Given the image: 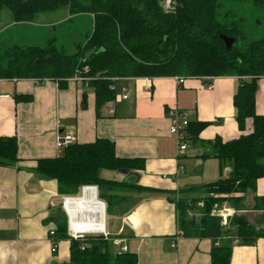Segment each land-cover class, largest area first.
I'll return each instance as SVG.
<instances>
[{
    "label": "crops",
    "instance_id": "1",
    "mask_svg": "<svg viewBox=\"0 0 264 264\" xmlns=\"http://www.w3.org/2000/svg\"><path fill=\"white\" fill-rule=\"evenodd\" d=\"M2 14L0 48L18 45L5 44L4 35L12 30H23L24 39L41 28L34 22L17 24L10 13ZM53 14L44 25L55 31L60 24L76 20L68 9ZM86 17L92 23L91 16ZM210 84L213 90L208 89ZM239 85L240 79L230 76L213 80L189 77L182 86L175 77L131 78L117 85L113 101L98 108L95 90L89 85L67 83L61 87L50 80H0V137H16L19 148L18 162L0 168V264H70V240L60 241L53 253L49 237L61 218L66 221L64 196L57 181L35 171L38 161L63 155L56 147L59 134L73 135L75 144L110 140L119 157L145 160L143 171L101 172L105 180L153 190L118 193L123 194L115 206L120 222L113 226V236L108 235L112 254L126 248L137 255L139 264H212L217 243L179 235L177 200L184 191L212 184L232 172L230 164L222 166L215 157L213 144L241 135L233 102ZM122 87L128 89L127 100L122 99ZM176 111L185 113L190 123L208 124L197 139L189 138L183 155L178 153L177 137L170 133L171 112ZM256 112L264 116V78L258 80ZM253 196L264 197V178L258 181L256 193L248 194L247 202L238 208L251 207ZM198 211L197 222L203 217ZM175 239L177 248L171 249ZM234 239L231 234L218 241L231 245V264H264V237L252 245L235 244Z\"/></svg>",
    "mask_w": 264,
    "mask_h": 264
},
{
    "label": "trees",
    "instance_id": "2",
    "mask_svg": "<svg viewBox=\"0 0 264 264\" xmlns=\"http://www.w3.org/2000/svg\"><path fill=\"white\" fill-rule=\"evenodd\" d=\"M176 10L165 13L164 0H0V15L9 11L17 24L33 23L40 15L67 8L71 15H94L92 30L74 54L59 49L54 40L44 47L19 46L0 48V80H50L61 87L77 72L92 78L97 107L113 101L110 89L113 78L237 77L240 85L234 96L237 124L241 135L230 141L215 140V157L222 166L230 164L232 172L212 184L191 188L183 193L204 195L205 214L196 221L190 206L193 201L177 202L181 237L211 239L214 243L234 234L239 244L252 245L264 237L244 215L229 220L212 215L220 201L211 195L255 194L258 181L264 178V116L256 112L258 80L264 78V37L247 42L243 19L223 14L224 2H249L264 9V0H173ZM222 36L236 43L227 50ZM88 68L89 72L84 73ZM207 123H190L188 140L197 139ZM16 137H0V168L16 164ZM144 159H124L116 146L106 139L86 144H73L63 155L38 161L39 175L57 181L62 196L77 197L82 187L98 186L104 192L130 188L136 192H152L132 183L105 180L101 172L143 171ZM107 204L111 203L99 197ZM239 202L240 199L230 198ZM264 207V197H255ZM59 241L69 240L67 224L60 220L56 228ZM233 241V240H229ZM71 242L70 264H139L130 252H110V241L103 235L90 236L84 242ZM84 248V249H82ZM232 247L215 245L212 264H231Z\"/></svg>",
    "mask_w": 264,
    "mask_h": 264
},
{
    "label": "rangeland",
    "instance_id": "3",
    "mask_svg": "<svg viewBox=\"0 0 264 264\" xmlns=\"http://www.w3.org/2000/svg\"><path fill=\"white\" fill-rule=\"evenodd\" d=\"M220 10L221 13L223 14L226 13H229L230 15L234 14L236 15V18L243 19L244 30L247 34V42L258 41L264 37V9H258L254 7L252 3L249 2H243V3L224 2ZM59 11L66 12L67 9L63 8ZM4 13L9 14L10 12L4 11ZM3 15L5 14H2V16ZM54 16L55 14L53 13H46L40 15L39 16L40 20H35L34 25L35 26L40 25L39 27L41 28H38L37 32L35 31L29 32L30 35L28 36L29 38L23 39V34L25 33L23 32V30H17L15 32L14 30L10 31L11 33L4 35L3 39L5 40V44L12 45V43L10 42H16L19 46L44 47L48 44L50 40H54L55 44L59 49L65 50L70 54H74L76 52L77 47L85 43L87 36L90 34L92 30V23H90V20L86 17L87 16L86 14L72 15L76 17V20L72 22L68 20L67 23L60 24L55 31L53 28L44 25V24H48L47 22H50L54 18ZM23 24H27V23H23ZM1 47L6 49L12 46L8 47L2 45ZM111 172H116V171H111ZM118 183H122V182H118ZM93 187H98V186H93ZM98 190H99V197L103 198L106 202L111 203V206L105 215V224H106L107 235L113 236L112 235L113 226L116 227L120 222L116 218L115 206L118 204L119 200H121L123 194L119 196L120 194L118 193L126 194L128 192L129 193H137V192L130 188H123L117 190L115 189L113 192H104L98 187ZM248 194H252V193H247V194L238 193L235 195H222V196H217V195L215 196L214 194L211 195L212 198L220 200L214 205L212 209V214L215 211H221L223 214H226L228 216V224H229V220H232L235 216L244 215L248 218L250 223L254 225L256 230L264 231V207L260 205L258 206L254 196L252 198L253 204L250 203L251 200L248 201L249 204H252L251 207H249L247 210L244 211H241L238 208L239 205L242 204V202L243 203L245 201L247 202L246 196H248ZM77 197H81V191ZM180 197L181 198H179L177 202H180V200L182 199H187L188 201H193L194 199H198L196 203L193 202L190 204V206L194 208V210L191 211L190 213L195 218V216L197 215V211L199 210L200 212L198 211V213L204 216L205 205H206V202L203 201V198H205L204 195H200L197 193H190V194L182 193L180 194ZM230 198H237L240 199V201L239 202L235 200L231 201L229 200ZM233 209H235L236 211Z\"/></svg>",
    "mask_w": 264,
    "mask_h": 264
},
{
    "label": "built area",
    "instance_id": "4",
    "mask_svg": "<svg viewBox=\"0 0 264 264\" xmlns=\"http://www.w3.org/2000/svg\"><path fill=\"white\" fill-rule=\"evenodd\" d=\"M162 8L163 11L165 13H173L176 10V3L173 0H164V2L162 3ZM92 18V22L94 23L95 21V17L94 15H90ZM89 69L85 68L84 69V73H88ZM127 79H131V78H113L112 79V85L110 86V89L114 92L117 91V85ZM134 79V78H133ZM138 79V78H136ZM139 79H143L145 81H149L150 79L153 78H139ZM188 79V77L185 76H175V80L177 82L178 85L182 86L185 84L186 80ZM208 80H213L215 78H206ZM92 80V78H88V77H83L81 75V73L77 72L72 78L68 79V83H78L81 84L83 86H90V81ZM46 81V80H43ZM146 90H150L149 86H146ZM208 89L209 90H213L214 86L212 84L208 85ZM122 92L124 93V95L122 96V99L127 100L128 99V89L126 87H122ZM3 96L0 94V99ZM114 105H112L111 107V113L114 112ZM171 116L173 118V123H172V127L170 130V133L174 136L177 137L178 140V153L179 155H183L185 153V151L188 149V127L190 125V122L187 119V116L185 113L183 112H171ZM76 139L73 135L71 134H59L56 138V147L58 150L64 151L66 148H68L69 146L75 144ZM88 190H95V194H96V199L99 200V190L98 187H93V186H84L81 189V197H85L86 195V191ZM72 196H64L62 197V210H63V214L64 217L66 219V224H67V233H68V237L70 241H76V242H84L88 239V237L90 236H99V235H103L105 236L107 239L109 238V236L107 235V232L105 230L104 233H92V234H85V233H78V232H74L71 229V214L69 211V207H72ZM100 201V200H99ZM102 202V201H100ZM104 203V202H103ZM105 205V203H104ZM105 207V215H106V205ZM212 215L214 216H219L223 219V225L224 226H228V216L226 214H223L221 211H215ZM49 237L52 243V252L56 253L57 249H58V245H59V240L57 239V235H56V228L50 230L49 232ZM235 244H238L239 240L238 239H234ZM178 245V239H175L171 242V249H176ZM217 246H219V243L216 244ZM84 249V248H82ZM120 252H127L126 248H122Z\"/></svg>",
    "mask_w": 264,
    "mask_h": 264
},
{
    "label": "bare ground",
    "instance_id": "5",
    "mask_svg": "<svg viewBox=\"0 0 264 264\" xmlns=\"http://www.w3.org/2000/svg\"><path fill=\"white\" fill-rule=\"evenodd\" d=\"M104 206L103 202L96 199L95 190L86 191L85 197H73L72 207H69L72 231L85 234L104 233Z\"/></svg>",
    "mask_w": 264,
    "mask_h": 264
},
{
    "label": "water",
    "instance_id": "6",
    "mask_svg": "<svg viewBox=\"0 0 264 264\" xmlns=\"http://www.w3.org/2000/svg\"><path fill=\"white\" fill-rule=\"evenodd\" d=\"M222 39L225 42L228 51H230L233 45L236 43V39L233 37L222 36Z\"/></svg>",
    "mask_w": 264,
    "mask_h": 264
}]
</instances>
